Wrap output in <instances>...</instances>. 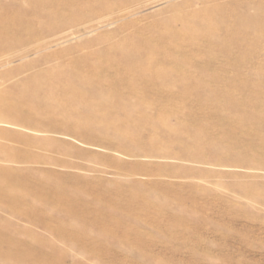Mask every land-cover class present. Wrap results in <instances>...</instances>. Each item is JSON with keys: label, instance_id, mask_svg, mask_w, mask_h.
<instances>
[{"label": "rangeland", "instance_id": "obj_1", "mask_svg": "<svg viewBox=\"0 0 264 264\" xmlns=\"http://www.w3.org/2000/svg\"><path fill=\"white\" fill-rule=\"evenodd\" d=\"M0 264H264V0H0Z\"/></svg>", "mask_w": 264, "mask_h": 264}]
</instances>
